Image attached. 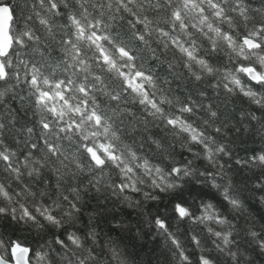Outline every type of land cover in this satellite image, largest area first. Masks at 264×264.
<instances>
[{"label":"snow or ice","instance_id":"obj_1","mask_svg":"<svg viewBox=\"0 0 264 264\" xmlns=\"http://www.w3.org/2000/svg\"><path fill=\"white\" fill-rule=\"evenodd\" d=\"M0 264H264V0H0Z\"/></svg>","mask_w":264,"mask_h":264}]
</instances>
